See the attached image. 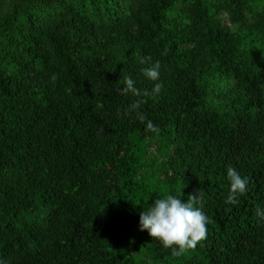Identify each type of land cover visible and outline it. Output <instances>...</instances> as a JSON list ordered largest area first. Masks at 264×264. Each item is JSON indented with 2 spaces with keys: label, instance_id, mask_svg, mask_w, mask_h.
Instances as JSON below:
<instances>
[{
  "label": "trees",
  "instance_id": "1",
  "mask_svg": "<svg viewBox=\"0 0 264 264\" xmlns=\"http://www.w3.org/2000/svg\"><path fill=\"white\" fill-rule=\"evenodd\" d=\"M125 76L161 91L121 95ZM136 99L158 132L125 115ZM180 190L203 193L208 232L173 257L139 217ZM258 211L264 0H0V262L264 264Z\"/></svg>",
  "mask_w": 264,
  "mask_h": 264
},
{
  "label": "clouds",
  "instance_id": "2",
  "mask_svg": "<svg viewBox=\"0 0 264 264\" xmlns=\"http://www.w3.org/2000/svg\"><path fill=\"white\" fill-rule=\"evenodd\" d=\"M168 49H165L162 55H167ZM141 65H147L142 68L143 75L155 82L159 79L160 63H153L150 56H143L138 61ZM57 79L56 74L51 77L54 83ZM123 88L120 89L121 95L130 94L133 97H147L160 93L162 85L155 83L151 92L141 91L135 86V81L130 76L123 78ZM143 99H136L128 106V113H136V118L145 124V130L149 132H158L152 121L145 120L143 113L139 111ZM227 178L230 182V188L225 200L227 204L239 203V197L247 191L249 183L246 177H241L239 172L229 167L227 169ZM188 195L187 201L182 197L184 193L180 190L176 195L166 194L161 198L155 199L147 211H142L139 217V229L147 230L152 238L161 242L165 249H173L172 256L179 257L187 250L195 249L198 243L206 239L208 229L206 227L208 217L202 211L203 193ZM258 215H264L258 211ZM175 246V247H173ZM3 264V262H0Z\"/></svg>",
  "mask_w": 264,
  "mask_h": 264
},
{
  "label": "rangeland",
  "instance_id": "3",
  "mask_svg": "<svg viewBox=\"0 0 264 264\" xmlns=\"http://www.w3.org/2000/svg\"><path fill=\"white\" fill-rule=\"evenodd\" d=\"M148 151L149 152H154L155 151V144H151L149 147H148Z\"/></svg>",
  "mask_w": 264,
  "mask_h": 264
}]
</instances>
